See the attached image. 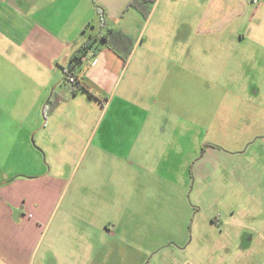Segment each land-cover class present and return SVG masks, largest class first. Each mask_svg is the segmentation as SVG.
<instances>
[{
  "label": "crops",
  "instance_id": "1",
  "mask_svg": "<svg viewBox=\"0 0 264 264\" xmlns=\"http://www.w3.org/2000/svg\"><path fill=\"white\" fill-rule=\"evenodd\" d=\"M130 1L0 0V183H9L0 186V264H35L45 239L35 233L41 222L47 228L41 216L48 204L42 201L50 190L39 189L42 201L33 204L15 188L27 189L29 179L43 182L52 159L74 157L92 143H107L110 152L117 150L125 158L154 146V114L145 103L160 95L156 85L162 66L170 84L178 68L185 71V81L193 79L191 47L187 55L174 38L220 28V0H158L148 18ZM110 29L134 41L129 59L124 62L97 42L74 74L106 100L84 90L74 94L66 78L74 55ZM162 37L172 39L162 45L157 43ZM56 98L61 99L58 106L45 117L48 103ZM110 111L111 116L124 113L130 121L103 126ZM249 122L261 123L251 140L220 151V236L224 242L244 239L247 247L240 252L247 249L255 264H264V110ZM101 128L105 133L119 130L120 140L103 142L100 137L96 142ZM72 233L74 243L80 227L73 226ZM64 241L61 235L49 238L41 264H48L50 256L59 264H73L76 258L64 257Z\"/></svg>",
  "mask_w": 264,
  "mask_h": 264
},
{
  "label": "rangeland",
  "instance_id": "2",
  "mask_svg": "<svg viewBox=\"0 0 264 264\" xmlns=\"http://www.w3.org/2000/svg\"><path fill=\"white\" fill-rule=\"evenodd\" d=\"M206 34L173 40L187 55L191 47L193 79L185 81L178 68L170 84L162 66L160 95L145 103L154 114V146L125 158L107 143H92L44 164L43 182L29 179L27 189L15 188L33 204L42 201L39 189L50 190L42 201L47 228L41 222L35 233L45 238L35 264L56 235L64 237V257L76 258L73 264H255L247 249L240 252L244 239L220 236V151L251 140L261 127L249 120L264 110V0H220V28ZM121 119L130 116L110 111L102 123L119 126ZM121 134L101 128L95 139L120 140ZM73 226L80 227L74 243ZM54 263L59 260L50 256L48 264Z\"/></svg>",
  "mask_w": 264,
  "mask_h": 264
},
{
  "label": "trees",
  "instance_id": "3",
  "mask_svg": "<svg viewBox=\"0 0 264 264\" xmlns=\"http://www.w3.org/2000/svg\"><path fill=\"white\" fill-rule=\"evenodd\" d=\"M157 1L158 0H131L130 6L138 10L145 18H148L151 12V5L155 4ZM97 42L105 44L108 49L113 51L117 56L124 60V62H127L134 47V41L130 37L110 29L107 34L102 35L101 37L91 38L88 43H86V45L74 55L72 63L70 64V68L66 71V78L70 74L76 75L74 74V70L77 67L81 66L83 58L86 57L89 52H92L91 50ZM80 82V87L77 89H73L74 94H77L79 91L84 90L91 96L102 100V98H100V96L97 95L96 92H94L88 84L84 83L82 79H80ZM103 99L106 100L105 98ZM60 100V98H56L52 102L48 103V110H46V113L44 114L45 117L50 115L56 109Z\"/></svg>",
  "mask_w": 264,
  "mask_h": 264
},
{
  "label": "built area",
  "instance_id": "4",
  "mask_svg": "<svg viewBox=\"0 0 264 264\" xmlns=\"http://www.w3.org/2000/svg\"><path fill=\"white\" fill-rule=\"evenodd\" d=\"M85 57L83 58L84 61ZM67 83L72 87V89H77L80 87V79L76 75H68L67 76Z\"/></svg>",
  "mask_w": 264,
  "mask_h": 264
}]
</instances>
